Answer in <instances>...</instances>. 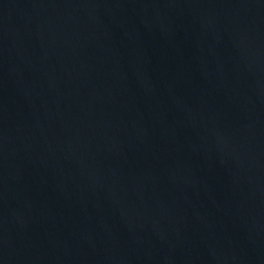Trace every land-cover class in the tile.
I'll use <instances>...</instances> for the list:
<instances>
[{
    "label": "water",
    "instance_id": "water-1",
    "mask_svg": "<svg viewBox=\"0 0 264 264\" xmlns=\"http://www.w3.org/2000/svg\"><path fill=\"white\" fill-rule=\"evenodd\" d=\"M0 264H264V0H0Z\"/></svg>",
    "mask_w": 264,
    "mask_h": 264
}]
</instances>
